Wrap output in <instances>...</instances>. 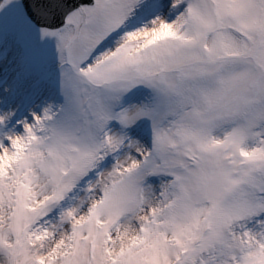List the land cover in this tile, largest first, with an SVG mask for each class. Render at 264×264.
I'll list each match as a JSON object with an SVG mask.
<instances>
[{"label":"snow or ice","instance_id":"obj_1","mask_svg":"<svg viewBox=\"0 0 264 264\" xmlns=\"http://www.w3.org/2000/svg\"><path fill=\"white\" fill-rule=\"evenodd\" d=\"M0 264H264V0H0Z\"/></svg>","mask_w":264,"mask_h":264},{"label":"rangeland","instance_id":"obj_2","mask_svg":"<svg viewBox=\"0 0 264 264\" xmlns=\"http://www.w3.org/2000/svg\"><path fill=\"white\" fill-rule=\"evenodd\" d=\"M38 99H41V101H42V97H40V98H38Z\"/></svg>","mask_w":264,"mask_h":264}]
</instances>
